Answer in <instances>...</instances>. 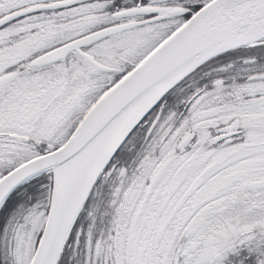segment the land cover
Listing matches in <instances>:
<instances>
[{"label":"snow or ice","instance_id":"snow-or-ice-1","mask_svg":"<svg viewBox=\"0 0 264 264\" xmlns=\"http://www.w3.org/2000/svg\"><path fill=\"white\" fill-rule=\"evenodd\" d=\"M0 264H264V0H0Z\"/></svg>","mask_w":264,"mask_h":264}]
</instances>
